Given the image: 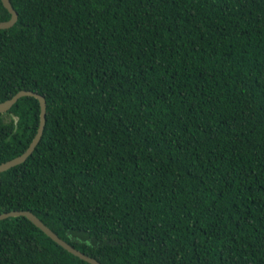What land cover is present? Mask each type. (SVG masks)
<instances>
[{
    "label": "trees",
    "instance_id": "obj_1",
    "mask_svg": "<svg viewBox=\"0 0 264 264\" xmlns=\"http://www.w3.org/2000/svg\"><path fill=\"white\" fill-rule=\"evenodd\" d=\"M10 2L0 102L46 114L0 213L101 264H264V0ZM39 115L0 113V163ZM0 264L90 263L13 216Z\"/></svg>",
    "mask_w": 264,
    "mask_h": 264
},
{
    "label": "water",
    "instance_id": "obj_2",
    "mask_svg": "<svg viewBox=\"0 0 264 264\" xmlns=\"http://www.w3.org/2000/svg\"><path fill=\"white\" fill-rule=\"evenodd\" d=\"M1 1H2L3 6L10 13L9 19L0 21V29H5L15 24V22L18 19V15L15 9L12 7L10 0H1ZM22 96H33L38 99L39 105H40L39 125L37 128L36 134L34 135L32 141L30 142L26 150L22 152L20 155L15 156L3 163H0V172L5 171L12 166H15L17 164L24 162L34 151L37 143L39 142L41 138L42 132H43V128L45 124L46 102H45V98L37 92L31 91V90H25V89L19 90L11 98L0 102V113H5L6 111H8L11 108V106ZM13 216L27 217L38 228H40L48 237H50L53 241H55L57 244L62 246L68 252L79 257L80 259H83L84 261H87L90 264H101L95 258L81 252L80 250L72 246L69 242L59 237L53 230H51L46 224H44L35 214H33L29 210H13V211L0 213V220L7 218V217H13Z\"/></svg>",
    "mask_w": 264,
    "mask_h": 264
}]
</instances>
